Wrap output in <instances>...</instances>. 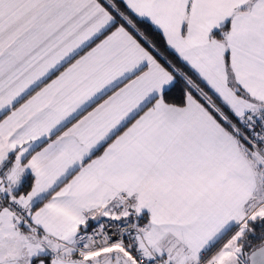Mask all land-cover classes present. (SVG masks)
I'll list each match as a JSON object with an SVG mask.
<instances>
[{
	"label": "snow or ice",
	"instance_id": "1",
	"mask_svg": "<svg viewBox=\"0 0 264 264\" xmlns=\"http://www.w3.org/2000/svg\"><path fill=\"white\" fill-rule=\"evenodd\" d=\"M0 264H264V0H0Z\"/></svg>",
	"mask_w": 264,
	"mask_h": 264
}]
</instances>
